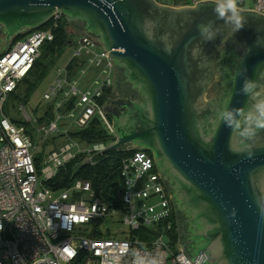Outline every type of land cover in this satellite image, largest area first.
<instances>
[{
  "label": "water",
  "instance_id": "obj_1",
  "mask_svg": "<svg viewBox=\"0 0 264 264\" xmlns=\"http://www.w3.org/2000/svg\"><path fill=\"white\" fill-rule=\"evenodd\" d=\"M215 3L0 0V35L10 49L16 37L60 15L73 32L96 40L131 92L113 94L104 106L116 141L92 159L128 146L152 154L178 218V247L191 262L264 264V148L230 147L231 130L216 116L245 106L246 78L259 71L264 79V16L239 9L245 23L234 33ZM202 25H211L214 39L202 37ZM212 86L220 98L207 100Z\"/></svg>",
  "mask_w": 264,
  "mask_h": 264
},
{
  "label": "built area",
  "instance_id": "obj_2",
  "mask_svg": "<svg viewBox=\"0 0 264 264\" xmlns=\"http://www.w3.org/2000/svg\"><path fill=\"white\" fill-rule=\"evenodd\" d=\"M206 1L217 2L189 0L181 6L195 7ZM247 2L253 7L246 8ZM237 5L264 16V0H237ZM61 17L57 15L54 23ZM55 28L34 31L0 55V264H134L136 254L156 258L159 264H201L191 262L172 241L171 198L147 152L136 151L123 161L120 209L97 197L86 181L78 180L61 192L47 186L46 181L71 159L85 156L92 163L93 156L107 148L104 144L81 147L70 131H61L63 120L71 123L73 131L84 130L98 119L115 137L113 123L104 111L107 91L114 89V62L96 40L71 31L70 35L80 37L74 41L72 57L78 65L72 75L66 66L63 78L45 96L59 115L53 112L49 122L39 124L25 105H18L25 123L35 124L36 136L48 140L61 135L70 142L47 156L46 168L39 174L32 139L24 126L7 116L5 107L9 95L30 75L43 45L54 40ZM91 73L94 76L88 85L80 89L81 81ZM76 75L79 80L73 78ZM118 216H122L124 229L111 231L107 220ZM142 230L150 239L138 238ZM93 234L104 237L92 238Z\"/></svg>",
  "mask_w": 264,
  "mask_h": 264
},
{
  "label": "trees",
  "instance_id": "obj_3",
  "mask_svg": "<svg viewBox=\"0 0 264 264\" xmlns=\"http://www.w3.org/2000/svg\"><path fill=\"white\" fill-rule=\"evenodd\" d=\"M175 1V5H181V0ZM54 22L56 21H54L53 19L47 26L40 29L45 30L49 27H54L56 25V28L52 30L54 40L51 42H47L43 45L40 51V56L37 59L30 75L21 82L15 92L9 95L8 102L5 107V113L7 114V116H9V118L19 127H25L26 133L32 139L34 145H36L37 136L33 132V126L29 123H24L23 121L12 117L11 110L14 108V106L13 104L11 105V103H15L16 105L23 104L26 106L28 98L38 85L39 80L42 78L43 74L46 73L49 67L60 58V54L64 52V50L68 46L74 45L73 36L70 35V25L68 24V21L65 16H62L61 19L57 21V24H55ZM30 33L32 32L16 37L12 41V44L18 40H21ZM77 65L78 63L75 59L72 58L69 61V63L67 64V68L71 72L70 75L73 74V70L77 67ZM109 94L110 93H108L106 96L107 100L109 98ZM52 110L53 106H49V109L46 113L47 116L38 119L37 122L39 124L49 122V120L54 117L53 112H50ZM59 137H61V135L53 137L50 141L54 143ZM70 137L86 146H92L94 144H104L107 146L108 144L115 143L116 141V137L110 135L98 119L94 120L90 124V126L84 130L71 131ZM48 145L49 142H47V144L43 146L47 147ZM136 151L137 150L132 151L127 149H122L121 151H111L105 155L96 157L92 161V163L86 165H83V162L86 160V157L78 156L68 161L63 168L59 169V171L53 178L46 181V184L53 191L61 192L66 189H69L78 180L89 182L97 197L107 203L111 208L120 209V190L122 187L120 173L123 161L129 158ZM147 153L152 156L150 152ZM44 156V153H35V163L39 174L41 175L42 171L46 168V166L44 165L46 158ZM172 223L173 226H175L174 214L172 217ZM150 234L153 235L154 232H151ZM170 235L173 243L178 246L177 233L173 231V233H171ZM103 237L104 236L102 234L92 235V238ZM111 237L112 235H107L105 238ZM138 238L142 240L150 239L148 234H146L145 230H142L140 233H138Z\"/></svg>",
  "mask_w": 264,
  "mask_h": 264
},
{
  "label": "clouds",
  "instance_id": "obj_4",
  "mask_svg": "<svg viewBox=\"0 0 264 264\" xmlns=\"http://www.w3.org/2000/svg\"><path fill=\"white\" fill-rule=\"evenodd\" d=\"M214 12L219 19L227 18V21L234 25V33L244 27L245 19L238 8L237 0H217ZM200 32L205 40H212L216 36V31L211 25H202ZM258 75L259 71L255 79L244 80L240 91L247 96V102L243 108L233 109L229 105L216 114L218 126L231 130L230 147L239 143L242 150L247 153L264 148V79L258 78ZM134 264H159V262L156 258L148 259L136 254ZM220 264H228V262L222 259Z\"/></svg>",
  "mask_w": 264,
  "mask_h": 264
},
{
  "label": "rangeland",
  "instance_id": "obj_5",
  "mask_svg": "<svg viewBox=\"0 0 264 264\" xmlns=\"http://www.w3.org/2000/svg\"><path fill=\"white\" fill-rule=\"evenodd\" d=\"M155 1L159 4H162V5H168V6L174 5L176 7H181V5H179V6L175 5V3H176L175 0H155ZM186 1H187V3H189V0H181L180 3L182 4V3H185ZM245 7L249 9V8L253 7V4L251 2H247ZM70 31L72 32V34H74L71 26H70ZM79 38H80L79 36L73 35V41H77ZM8 44H7V39L3 35L2 36L0 35V55L4 54L8 50V46H9ZM74 52H75V46L74 45L68 46L64 50V52H62L60 54V58L58 60H56L54 62V64H52L49 67L47 72L44 73L42 78L39 80L38 85L36 86L34 91L31 93L30 97L28 98V102L26 103L27 113L29 114V116L32 119L38 120L40 118H44L45 116H47L46 113H47V110L49 109L50 104L46 101L45 96H46V94L51 92V89L54 86L57 85L58 80L63 78L62 72L66 68L69 61L72 59ZM99 52H100V50H99ZM93 76H94V73H91L90 76H87L86 78H84L81 81V83L79 84V88L83 89L85 86H87L88 81H90V79ZM73 78L79 80L80 76L76 75ZM12 104L14 106V108L11 110L12 117L17 118L18 120H21L25 123V121L22 118V115H21V112L19 110L18 105H16L15 103H11V105ZM50 112H54L56 116L59 115L58 110H54V111L52 110ZM61 123H60L61 131H66V130H68L70 132L72 131V129H71L72 126L70 125L71 123L68 120H63ZM32 126L34 127L35 124L34 125L32 124ZM51 139L47 140V139H44L40 136H37L35 151L40 152V153H44L45 154L44 157L47 158V156L52 151L59 150L61 147H64L67 144H70L69 141H67L66 139H64L62 137L57 138L56 142H54V143H52L50 141ZM47 142H49V145L47 147H44L43 145H46ZM113 144L114 143L108 144L107 147H109ZM81 147L85 148L86 146L81 145ZM120 218H122V216H118L114 220L108 219L107 220V227L111 231H115V232L123 230L124 227L120 223Z\"/></svg>",
  "mask_w": 264,
  "mask_h": 264
},
{
  "label": "flooded vegetation",
  "instance_id": "obj_6",
  "mask_svg": "<svg viewBox=\"0 0 264 264\" xmlns=\"http://www.w3.org/2000/svg\"><path fill=\"white\" fill-rule=\"evenodd\" d=\"M174 7H176V6H174ZM181 7H186V6H181ZM116 75H117V79H116ZM218 75H220V73H218ZM126 83H127L126 80L124 81V74L120 70L118 71V74H117V71L115 70L114 89L109 94V98L107 100L108 101L107 105H109L110 101L114 99L113 94H116L117 97H115V99L117 100L119 98H123V94H126V93L129 94V92H131L130 87ZM213 98H217V99L220 98L219 88H217L216 86H212L211 89L209 90L208 94H207V100H211ZM143 100H144V97H143ZM123 149L132 150V151L137 150L138 151L137 148H134L132 146H128V147H125ZM172 206H173V204H172ZM173 210H174V206H173ZM174 216H175V226H173V231H175L179 237L180 236V226H179V222H178V218H177V215L175 213V210H174Z\"/></svg>",
  "mask_w": 264,
  "mask_h": 264
}]
</instances>
